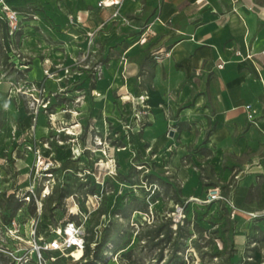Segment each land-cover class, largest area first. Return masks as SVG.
<instances>
[{
  "label": "rangeland",
  "instance_id": "374dc122",
  "mask_svg": "<svg viewBox=\"0 0 264 264\" xmlns=\"http://www.w3.org/2000/svg\"><path fill=\"white\" fill-rule=\"evenodd\" d=\"M139 1L137 9L114 19V85L109 105L101 100L102 111L109 106L103 117H98L95 101L100 98L95 92L101 76L98 53L107 47L96 42L102 30L95 31L91 45L77 48L68 63L67 47L53 46L58 35L31 17L36 9L32 4L21 1L12 34L9 25L0 23V264H37L34 241L53 237L57 225L68 219L82 225L92 249L79 260L59 259L64 264H264L263 225H249L243 254L234 248L235 222L226 200L239 173L224 170L216 175L210 167L199 166L201 187L188 198L170 165L171 155L164 147L148 150L143 127L133 123L128 91L136 92L139 85L150 98L153 92L162 96L152 97L154 114L167 96L163 89L168 74L158 39L144 36L153 6ZM52 49L61 51L55 59ZM36 59L54 77L30 78L27 71ZM99 119L103 130L96 125ZM46 129L40 137L49 144L44 156L60 167L47 196L40 198L38 192L33 204L15 210L10 194L30 182L40 188L46 179L32 170V156L21 146L20 136L29 131L39 138L37 133ZM194 151L209 154L202 147ZM74 152L80 153L77 160ZM215 188L223 190L226 200L207 202ZM62 193L71 195L60 198ZM89 194L100 198L95 210L87 202ZM37 202L42 204L39 216ZM80 254L74 252L77 258Z\"/></svg>",
  "mask_w": 264,
  "mask_h": 264
},
{
  "label": "crops",
  "instance_id": "0c3cea01",
  "mask_svg": "<svg viewBox=\"0 0 264 264\" xmlns=\"http://www.w3.org/2000/svg\"><path fill=\"white\" fill-rule=\"evenodd\" d=\"M99 1L34 0L28 4L36 8V24L58 35L53 46L67 47L68 63L77 48L87 45V32L102 30L96 42L107 47L98 53L101 76L95 92L100 98L95 101L98 117H103L109 111L114 85V19L108 20L110 9L97 8ZM2 2L13 8L23 4L20 0ZM139 5V0H123L121 16ZM147 5L153 10L148 13L144 36L158 39L161 63L168 75L163 89L165 106L159 104L157 114L153 113L151 103L156 99L152 97L162 96L153 92L150 98L139 85L136 92L128 91V95L145 92L148 96L143 140L148 150L164 147L171 155L170 165L188 198L201 187L199 166L210 167L216 175L224 170L239 173L227 207L235 222L234 248L243 254L249 225L264 226V0H147ZM147 10L143 9L144 15ZM76 15L81 24L67 25L68 17ZM51 53L55 59L61 51L52 49ZM47 57L50 55L45 61ZM221 62L222 67H218ZM179 63L181 68L176 67ZM43 69L41 60L36 59L27 73L38 78ZM103 97L108 105L102 111ZM247 104L256 110L253 120L246 117ZM95 121L103 130L101 120ZM37 134L44 137L47 129ZM197 147L209 154L198 156L194 151ZM252 213L258 215L247 217Z\"/></svg>",
  "mask_w": 264,
  "mask_h": 264
},
{
  "label": "built area",
  "instance_id": "2783aa9c",
  "mask_svg": "<svg viewBox=\"0 0 264 264\" xmlns=\"http://www.w3.org/2000/svg\"><path fill=\"white\" fill-rule=\"evenodd\" d=\"M27 3H32L34 0H20ZM123 0H101L97 4V8L99 9H110V17L112 19H117L121 17L120 7ZM19 10L17 8H13L11 6L6 5L2 0H0V23L9 25V34H12L13 28L17 27V18L19 16ZM33 19L36 18L34 13L30 14ZM82 19L79 15L69 16L67 25L75 26L76 24H81ZM94 32H87L85 34V39L87 41V45H91L93 42ZM10 45L9 43H7ZM160 54V51H158ZM237 54H239L237 52ZM223 62L218 65V67H222ZM67 72V70L65 71ZM43 75L47 78L54 77L49 69L45 66L43 69ZM39 92V89H37ZM18 92H23L22 88H17ZM126 101L130 103L131 108L133 110V123L137 125V127H144L146 122V116L149 113V107L147 104L148 96L145 92L133 96L127 95ZM46 106V105H44ZM43 106V107H44ZM246 111V117L248 120H253L255 118L256 110L252 107V105L247 104L244 106ZM22 136V137H21ZM19 141H22L21 146L25 147L27 153L32 156L33 165L32 170L40 173L43 177H45V183L42 184V187L38 188L34 183H29L28 186L23 188H19V191L14 192L15 197L22 203H29L31 200H37V194L39 192V197L44 198L49 194L50 190V181L54 182V173L57 168L60 167L59 163L57 165L50 159L44 156L45 150L48 148V143L44 142L40 138H36L29 134V131H26L25 135H21ZM19 155H22V151L19 149ZM80 156V153H73V159L77 160ZM38 188V189H37ZM223 190H219L218 188L212 189L208 193L207 202H214L218 200H226L223 197ZM99 196L97 194H92L87 196V202H90L92 210H95V206L99 203ZM227 201V200H226ZM230 206L234 208L233 204L229 202ZM36 211L38 216L41 213L42 204L41 202H37ZM89 210V207H87ZM71 214V213H70ZM76 214V213H75ZM83 218L86 219V213L83 212ZM9 233H14L12 229L8 228ZM35 231H33L34 233ZM55 235L49 239H40L38 241H34L33 245V256L37 264H51L55 261H60L62 259L68 260H79L84 256L85 252L88 254L91 251V246L89 242L86 241V236L84 234V230L82 229L81 224H76L73 220L68 219L64 223H60L57 225V228L53 230ZM80 251L81 254L77 258L74 256V252Z\"/></svg>",
  "mask_w": 264,
  "mask_h": 264
},
{
  "label": "trees",
  "instance_id": "16d2710c",
  "mask_svg": "<svg viewBox=\"0 0 264 264\" xmlns=\"http://www.w3.org/2000/svg\"><path fill=\"white\" fill-rule=\"evenodd\" d=\"M181 66H182V63H179V64H177L176 65V67L177 68H181ZM71 194L69 193V194H67L66 195V193H62L61 194V196H60V198H66V197H68V196H70ZM90 195V194H89ZM2 193H0V198H2ZM10 197L13 199V201L15 202V205H14V208L13 209H20V207H21V205L23 204L22 202H20L16 197H15V195L14 194H10ZM30 203H32L33 204V200H31V202ZM29 203V204H30ZM10 206H11V204H10ZM86 241H88L87 240V238H86ZM95 250V249H94ZM85 254H86V252H85ZM33 260L35 261V258L33 257ZM36 262V261H35ZM51 264H64V263H61L60 261H55V262H52ZM88 264H93V263H88Z\"/></svg>",
  "mask_w": 264,
  "mask_h": 264
},
{
  "label": "bare ground",
  "instance_id": "6f19581e",
  "mask_svg": "<svg viewBox=\"0 0 264 264\" xmlns=\"http://www.w3.org/2000/svg\"><path fill=\"white\" fill-rule=\"evenodd\" d=\"M73 131L74 130H72L71 128H68V130H67V134H70V135H72L73 134ZM75 152L77 153V152H79L77 149H75Z\"/></svg>",
  "mask_w": 264,
  "mask_h": 264
},
{
  "label": "water",
  "instance_id": "95a60500",
  "mask_svg": "<svg viewBox=\"0 0 264 264\" xmlns=\"http://www.w3.org/2000/svg\"><path fill=\"white\" fill-rule=\"evenodd\" d=\"M172 134V133H171Z\"/></svg>",
  "mask_w": 264,
  "mask_h": 264
}]
</instances>
